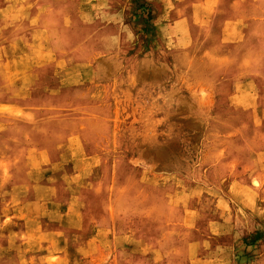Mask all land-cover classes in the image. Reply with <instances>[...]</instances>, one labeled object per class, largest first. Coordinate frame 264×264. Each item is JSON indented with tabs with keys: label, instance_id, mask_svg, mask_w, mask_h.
<instances>
[{
	"label": "rangeland",
	"instance_id": "obj_1",
	"mask_svg": "<svg viewBox=\"0 0 264 264\" xmlns=\"http://www.w3.org/2000/svg\"><path fill=\"white\" fill-rule=\"evenodd\" d=\"M0 264H264V0H0Z\"/></svg>",
	"mask_w": 264,
	"mask_h": 264
}]
</instances>
